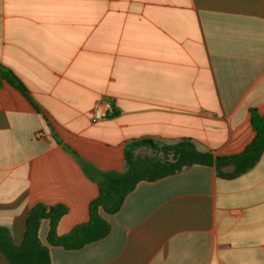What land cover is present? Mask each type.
<instances>
[{"label":"crops","instance_id":"obj_1","mask_svg":"<svg viewBox=\"0 0 264 264\" xmlns=\"http://www.w3.org/2000/svg\"><path fill=\"white\" fill-rule=\"evenodd\" d=\"M0 65L35 105L0 86V227L19 245L37 204L66 208L59 236L88 221L82 162L122 172L142 140L241 153L250 110L264 116V0H0ZM102 99L114 113L93 123ZM100 214L109 234L78 250L40 221L51 264H264V153L235 178L192 165L141 181Z\"/></svg>","mask_w":264,"mask_h":264},{"label":"trees","instance_id":"obj_2","mask_svg":"<svg viewBox=\"0 0 264 264\" xmlns=\"http://www.w3.org/2000/svg\"><path fill=\"white\" fill-rule=\"evenodd\" d=\"M4 84L19 91L31 102L28 91L21 81L10 69L0 65V86ZM33 106L35 107L34 104ZM250 124L254 137L245 149L236 155L214 156L191 140H183L170 146H158L142 140L125 147V170L122 172H100L88 163L82 162L84 173L98 186V196L88 206V221L59 236L57 225L66 213V208L62 205L48 207L37 204L26 216L25 231L19 245H14L8 230L0 227V252L10 264H51L47 248L38 239L41 220L49 222L46 237L48 245L62 247L65 250H78L109 234L110 225L102 218L100 211L108 215L115 214L126 196L141 181H156L192 165L213 166L218 176L222 178L230 179L242 175L251 169L264 153V116L250 110ZM142 147L168 154L170 158L162 161L156 157L136 156L135 151Z\"/></svg>","mask_w":264,"mask_h":264},{"label":"built area","instance_id":"obj_3","mask_svg":"<svg viewBox=\"0 0 264 264\" xmlns=\"http://www.w3.org/2000/svg\"><path fill=\"white\" fill-rule=\"evenodd\" d=\"M114 103L111 99L99 100L93 107L91 121L93 123L102 122L108 119L114 113ZM37 138L41 137V133H36Z\"/></svg>","mask_w":264,"mask_h":264},{"label":"rangeland","instance_id":"obj_4","mask_svg":"<svg viewBox=\"0 0 264 264\" xmlns=\"http://www.w3.org/2000/svg\"><path fill=\"white\" fill-rule=\"evenodd\" d=\"M135 155L138 157H141V158L156 157L162 161L169 160V158H170L168 154H164V153H161L159 151H153V150L143 148V147L140 148L139 152Z\"/></svg>","mask_w":264,"mask_h":264}]
</instances>
